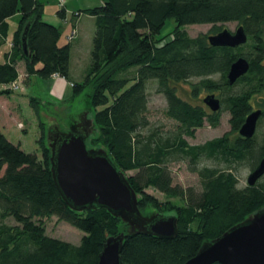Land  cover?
Listing matches in <instances>:
<instances>
[{
  "label": "trees",
  "instance_id": "trees-1",
  "mask_svg": "<svg viewBox=\"0 0 264 264\" xmlns=\"http://www.w3.org/2000/svg\"><path fill=\"white\" fill-rule=\"evenodd\" d=\"M61 7L58 16L63 17ZM84 12L94 17L95 30L90 66L82 82H73L72 99L90 86L85 111L91 112L92 119L81 111L61 125L53 115L56 122L47 126L39 117L40 100L31 96L29 104L40 131V157L22 150L0 130V264H98L106 237L128 227L103 207L76 211L64 202L53 179L50 157L52 146L70 128L89 131L94 146L90 148L104 149L124 175L137 171L126 178L138 194V208L144 216L173 212L170 215L178 219L174 238L145 233L126 237L122 263L184 264L203 243L264 208V179L239 188L231 170L241 162L255 167L264 157V137L259 141L255 135L231 139L225 134L195 145L184 138H194L205 121L217 126L223 110L229 113L231 130L237 132L253 110L252 101L263 98L264 0H105ZM16 13L20 16L12 48L7 61L0 62V85L17 79L18 61L25 63L28 75H59L69 80L70 44L59 45V29L42 19L43 8L37 0H0V37L7 35L6 19ZM169 18L176 26L166 37L158 36ZM233 21L248 36L244 45L234 48L211 46L206 36L193 37L184 30L189 24L212 23L211 33H216L222 30L216 28L217 23ZM27 26L29 53L25 55L21 37ZM240 56L248 59L250 67L229 85L226 74ZM192 77L201 79L199 87L221 92L219 111L211 113L203 106L196 86L190 97L181 96L177 85ZM150 81L164 95L166 118L175 122L165 135L142 133L150 125ZM11 91L0 89V96ZM263 119L264 109L259 122ZM206 158L218 165H201ZM174 161L185 162L197 173L199 191L173 184L168 163ZM148 188L169 199L160 201L146 192ZM51 216L81 230L79 243L49 236L43 220Z\"/></svg>",
  "mask_w": 264,
  "mask_h": 264
},
{
  "label": "water",
  "instance_id": "water-1",
  "mask_svg": "<svg viewBox=\"0 0 264 264\" xmlns=\"http://www.w3.org/2000/svg\"><path fill=\"white\" fill-rule=\"evenodd\" d=\"M27 28L21 37L22 50L28 55L26 42ZM247 33L242 25L233 32L227 28L211 33L207 41L213 46L238 47L247 41ZM250 67L246 57H238L231 64L226 76L229 85ZM212 112L219 111L220 99L215 94L203 97ZM262 109L251 110L238 128V134L243 139L252 138L262 115ZM51 126L56 122L54 116H43V120ZM44 120V121H45ZM89 131L72 129L60 137L52 146L51 171L58 191L66 204L73 210H84L93 207H103L125 222L128 227L117 235L106 237L99 254L98 264H123L121 251L124 240L133 233L149 234L162 239L177 236L178 219L174 215L156 213L154 216H144L138 208V194L132 188L124 173L119 170L111 157L99 148L87 147ZM264 175V157L247 178L249 186L254 185ZM264 264V208L210 242L203 243L198 252L184 264Z\"/></svg>",
  "mask_w": 264,
  "mask_h": 264
},
{
  "label": "rangeland",
  "instance_id": "rangeland-1",
  "mask_svg": "<svg viewBox=\"0 0 264 264\" xmlns=\"http://www.w3.org/2000/svg\"><path fill=\"white\" fill-rule=\"evenodd\" d=\"M50 4H52L51 2L47 1L45 4V9L43 11V14L46 18L50 17L48 15L49 14V10L52 8V10L54 11L56 6L53 7ZM58 6L59 3H58ZM57 6V7H58ZM54 14H56V12H54ZM73 15L72 12H70L69 17L71 18ZM61 21L62 18L60 16H58ZM75 17V16H74ZM85 17V16H84ZM18 18L16 17V19H14V21L18 22ZM87 18L85 17L82 20V25L81 28L83 30V34L81 35V38L79 40V47L82 49L86 48L87 45V39H86V33L89 32L90 28V22L88 20H86ZM239 25L238 22H222V23H217L216 24V28L222 29V28H227L229 31L233 32V30H235L237 28V26ZM176 26L174 20L172 18L167 19V21L164 23V26L161 28L159 35L161 37H166V35H168V33L170 31H172L174 29V27ZM11 27H12V23H11ZM214 25L211 24H189L187 26L184 27V30L187 32L188 35H191L193 37L195 36H201L204 35L206 37H208V35H211V32L213 30ZM95 30V28H94ZM62 39H64V36H62ZM90 39V37H89ZM89 44L92 47V39H90ZM91 49V48H90ZM76 50V49H75ZM77 51V50H76ZM76 56V53H73V57ZM90 66V65H89ZM73 72V76H77V81L82 82L83 78L86 74V72H84L83 69H72ZM213 79L218 80V76L214 75ZM201 82L200 78L197 77H192L191 79L188 80H183L181 81L178 85L177 88L179 89V92L181 94V96L188 98L192 95V88H195V86L198 88L197 92H196V96L197 99H200V102L202 103V98L208 94H216V96L218 98H220V91L219 90H214L211 91L207 88H202L199 87ZM157 83L155 81H150L148 86H147V91H148V120L150 125L142 130V133L145 136H148L151 134L152 131H157L158 133H160L161 135H165L168 132H171L174 127H175V122L172 120H169L168 118H166L165 116V108H166V101L164 98L163 93H159L157 90ZM91 91V87L90 86H86L83 91L81 93H79L78 95H76L73 99L71 100H66L64 101L62 104H55L58 105V110L57 112H55V114H51V110L52 106L49 107V112L47 111V107H43L40 106L41 109L45 110V112L50 115V116H56L58 118V121L61 125L66 124V122L69 120L70 117H74V116H78L77 114L79 112H83L85 111V99L87 97V94ZM221 99V98H220ZM263 101V102H262ZM203 104V103H202ZM259 104V105H258ZM261 105V106H260ZM264 96L263 98H261L260 96L256 97L253 101H252V107L253 109H258V108H262L264 109ZM23 107V106H22ZM24 109V107H23ZM86 115L92 119V114L89 110L85 111ZM36 116V115H35ZM20 118H22L23 121H25L26 123V131H22L20 130V132L17 130L13 135L11 141L15 144L20 143V146L23 150H25L26 152H35L37 154L38 157H40V150L38 148V143H37V138L39 137L40 131L35 127V122H36V117H34L32 114L28 115L25 111L23 113V115L20 116ZM43 120V117H40ZM229 113L228 111H222L221 112V116H220V123L215 126V127H211L207 121H205L204 126L202 128L196 129L195 130V136L194 138H191L189 136L184 135V138L186 139V141L190 144H201V143H205L206 140L209 139H213L216 137H220L223 135H228L231 139H234L236 137H238V132L232 131L231 127H230V123H229ZM45 120V119H44ZM37 124H38V118H37ZM45 124L46 125H50L49 123H46L45 120ZM22 127V126H21ZM257 131L255 133V137L256 139L259 141L261 139H263L264 137V119L262 121L259 122L258 126H257ZM90 138L87 139V147H94L90 140L92 136H89ZM98 146V145H97ZM96 146V147H97ZM201 165H212V166H217L218 163L215 160L206 158L203 159L201 162ZM169 166V170H170V174L173 178V184H178L183 188L186 187H192L194 189L195 192L200 190V183H199V176L197 175V173H193L188 169V165L185 162L182 161H174V162H170L168 163ZM219 166L224 168L226 167V165L224 163H219ZM253 168V166L251 164H248L247 162H241L238 166L234 168H231L233 174H235L236 178H237V184L238 187H245L247 186V178L250 175V170ZM137 171L136 170H131L125 173V176H131L134 175ZM264 179V175L261 176V178L259 179V181ZM146 192L154 195L157 199H159L160 201L167 200L169 198H166L165 195H163L160 191H158L155 188H148L146 189ZM170 200H172L174 203L177 202L178 204H182L181 201H179L177 198H171ZM168 215L170 214H174L173 212H165ZM164 213V214H165ZM8 223L10 224H14L15 221L12 219H7L6 220ZM44 225L46 226V232L49 236H52L54 238H59L62 239L64 241L67 242H71L73 244H78L83 233L81 230H78L76 228H74L73 226H71L70 224L65 223L64 221H61L58 217L56 216H51V217H47L46 219L43 220Z\"/></svg>",
  "mask_w": 264,
  "mask_h": 264
},
{
  "label": "crops",
  "instance_id": "crops-1",
  "mask_svg": "<svg viewBox=\"0 0 264 264\" xmlns=\"http://www.w3.org/2000/svg\"><path fill=\"white\" fill-rule=\"evenodd\" d=\"M43 8L47 1L51 2V6H58L59 0H37ZM105 0H65L63 5L64 15L62 21L58 19V12L62 9L61 6H56L54 11L52 8L49 10L48 18L42 15V19L47 23H51L59 29V45L70 44V65H69V80L59 75H51V77L44 78L38 77L36 75L26 74L25 63L22 61L17 62V82L19 85L18 89L12 90L8 95L0 96V130L4 133L8 140H11L12 135L18 130L26 131V123L20 118L24 111L28 115L35 116V112L31 105L29 104V99L31 96L38 98L39 106L47 107L49 112V107L52 106L51 114H55L58 110V105L62 104L66 100H71L72 85L73 82L77 81V76H73L72 69H83L86 72L90 65V53L91 45L89 44L90 39L94 32V17L87 15L84 10L91 9L92 7L100 6ZM56 12V14H54ZM70 12L73 13L71 18L69 17ZM20 14L16 13L14 16L6 19L8 22L7 35L4 38L0 37V62L7 61L6 54L11 51L12 48V38L14 30L16 29V22L14 19L19 17ZM90 22L89 32H87L86 39L87 45L85 49L79 47V40L83 34L81 28L82 20L85 18ZM12 23V27H11ZM75 30V35L71 40L68 39L70 34ZM64 36V39H62ZM90 37V39H89ZM77 51H76V50ZM73 53L76 56L73 57ZM87 73V72H86ZM86 75V74H85ZM7 85H0V89H7ZM58 104V105H55ZM50 105V106H48ZM24 109H23V107ZM39 117L50 116L45 110L40 108ZM22 124V127H18V124ZM38 131L37 117L34 123ZM20 145V143H18ZM21 148V146H20ZM23 150V149H22ZM35 153V152H34Z\"/></svg>",
  "mask_w": 264,
  "mask_h": 264
},
{
  "label": "built area",
  "instance_id": "built-area-1",
  "mask_svg": "<svg viewBox=\"0 0 264 264\" xmlns=\"http://www.w3.org/2000/svg\"><path fill=\"white\" fill-rule=\"evenodd\" d=\"M65 3V0H59V5L63 6ZM75 35V30L70 34V36L68 37L69 40H71V38H73V36ZM8 88L15 90L19 88L18 82L17 80L10 82L7 84ZM73 86V85H72ZM22 126V124H18V127L20 128Z\"/></svg>",
  "mask_w": 264,
  "mask_h": 264
},
{
  "label": "flooded vegetation",
  "instance_id": "flooded-vegetation-1",
  "mask_svg": "<svg viewBox=\"0 0 264 264\" xmlns=\"http://www.w3.org/2000/svg\"><path fill=\"white\" fill-rule=\"evenodd\" d=\"M213 94V93H212ZM215 94V93H214ZM215 96H216V94H215ZM217 97V96H216ZM218 98V97H217ZM220 99V98H219ZM202 103H203V98H202ZM203 106H205V108L209 111V112H211V113H215V112H212L210 109H209V107L205 104V103H203ZM220 107H221V99H220ZM220 109V108H219ZM257 109V108H256ZM262 109V108H261ZM253 110H255V109H253ZM262 111H263V109H262ZM263 113V112H262ZM261 117V116H260ZM258 126V125H257ZM257 128V127H256ZM238 132V131H237ZM239 135V134H238ZM255 135V134H254ZM253 135V136H254ZM238 137H240V136H238ZM243 139V138H242ZM256 167V166H255ZM255 167H253L251 170H250V172L252 171V170H254V168Z\"/></svg>",
  "mask_w": 264,
  "mask_h": 264
}]
</instances>
